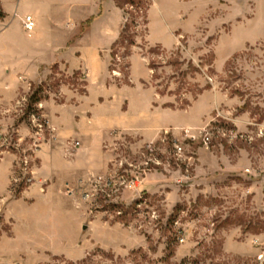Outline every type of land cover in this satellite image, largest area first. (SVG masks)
I'll list each match as a JSON object with an SVG mask.
<instances>
[{
    "label": "rangeland",
    "instance_id": "374dc122",
    "mask_svg": "<svg viewBox=\"0 0 264 264\" xmlns=\"http://www.w3.org/2000/svg\"><path fill=\"white\" fill-rule=\"evenodd\" d=\"M45 1L63 18L29 33L20 17L36 10L8 17L15 49L59 36L62 54L42 59L16 107L23 141L0 138L15 157L11 191H28L31 209L27 222L21 208L0 217V264H264V0H145L120 9V28L110 13L108 35L128 25L129 41L101 53L107 89L90 90L73 68L85 34L102 40L96 19ZM111 86L133 105L111 100ZM85 116L97 120L82 144Z\"/></svg>",
    "mask_w": 264,
    "mask_h": 264
},
{
    "label": "crops",
    "instance_id": "0c3cea01",
    "mask_svg": "<svg viewBox=\"0 0 264 264\" xmlns=\"http://www.w3.org/2000/svg\"><path fill=\"white\" fill-rule=\"evenodd\" d=\"M67 1V0H66ZM70 5L68 8L70 11L66 19L75 18L78 15V11H84L86 15L85 19H91L94 17L96 19V26L99 31H101L102 40L98 42L92 40L91 33L85 34L83 39H81V44L78 45L77 58L74 63V71H83L86 73L89 90L92 89L94 82L98 85L106 86V76L109 73V54H105L103 57L101 53L103 51H109L111 47L119 40L120 34L118 29H111L112 36L108 35L110 31L109 25L110 20L107 19L112 13L115 16L112 22L115 24L119 23V18L121 16V10L117 7L115 0H69ZM20 5H27L32 9L36 10L37 16H32L30 11L25 12L20 19V28H23V21L26 16L30 15L35 21L36 28H43L45 26L51 25L53 21L57 19H62L60 6L57 1L47 2L45 0H6L2 3L5 18L0 19V136L7 135L9 131L15 130L19 135V141L22 142L27 133V128L21 124L18 126V122L14 121L13 115L16 111V107L26 99V96L30 90V80L37 79L34 78L33 74H36L41 69V65L44 63L42 59L46 58L47 55H53V57H61L60 49V39L54 37L51 42H53V48L46 49L44 41L40 40L33 41L30 45H27L26 49L17 50L11 46L10 41L12 40V34L7 33L9 22L8 17L10 13L14 16H20ZM106 25L107 28H102ZM120 26V23L118 27ZM4 27V28H3ZM120 28V27H119ZM4 29V30H3ZM3 30V31H2ZM98 30H96L98 32ZM94 31V30H93ZM110 33V32H109ZM92 42V44H91ZM154 44V43H151ZM58 48H55V47ZM79 54V55H78ZM61 59V58H60ZM60 61V60H59ZM56 62V60H55ZM141 62V63H140ZM139 64H143V61L139 59V56L134 54L131 58V76L137 72L140 67ZM138 80L148 81L150 79V70L147 68ZM110 99L116 101L118 104H128V106L133 105V101L125 91L126 88L118 89L116 86L110 87ZM88 99V97H83L82 100ZM109 99V100H110ZM100 104V102H97ZM130 111V110H129ZM85 112V111H84ZM131 113V112H130ZM130 116L138 117L140 114H129ZM97 118L90 120L88 116L78 119L76 121L79 131L76 136L79 137L82 144L86 143L89 138L86 133L81 132L84 127H92L91 130H95V123ZM104 128H107L104 126ZM81 142L78 143L79 146ZM88 144V143H87ZM14 164L15 157L13 154L5 153L0 150V217L7 216L9 219L15 217V209L21 208L22 213L17 215L21 221L27 222L26 213H30V208L25 203L26 199L30 198V193L27 191L22 193L21 198L17 199L11 191L13 184L14 175ZM23 211H26L24 214ZM26 220V221H25ZM30 229V228H28ZM27 229V233H28ZM30 232V231H29Z\"/></svg>",
    "mask_w": 264,
    "mask_h": 264
},
{
    "label": "trees",
    "instance_id": "16d2710c",
    "mask_svg": "<svg viewBox=\"0 0 264 264\" xmlns=\"http://www.w3.org/2000/svg\"><path fill=\"white\" fill-rule=\"evenodd\" d=\"M115 3L117 5V7L121 10L124 9L125 6L129 5L131 7H137L140 8L141 6H143V8H146V6H148V3L145 0H115ZM5 18V14L2 10V8L0 7V19H4ZM128 30H129V26L125 25L123 32L120 35V42L124 43L125 41H129L128 38ZM131 45H133V43H130ZM118 45V43L115 44V46ZM114 46V47H115ZM38 93H34L32 96H30L28 102H27V109H29L30 107H32L33 105L38 104L41 101L40 96V91H37ZM28 113V110H27Z\"/></svg>",
    "mask_w": 264,
    "mask_h": 264
},
{
    "label": "built area",
    "instance_id": "2783aa9c",
    "mask_svg": "<svg viewBox=\"0 0 264 264\" xmlns=\"http://www.w3.org/2000/svg\"><path fill=\"white\" fill-rule=\"evenodd\" d=\"M23 27L25 29V31L31 33L35 30L36 28V24H35V21L33 20L32 17H26L25 21H24V24H23ZM1 138V136H0ZM79 144H75V146H78ZM177 150L179 152H181V148H177ZM27 183H31L32 182V179H27L26 180Z\"/></svg>",
    "mask_w": 264,
    "mask_h": 264
}]
</instances>
